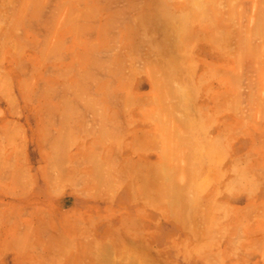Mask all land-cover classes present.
Wrapping results in <instances>:
<instances>
[{
    "label": "rangeland",
    "instance_id": "374dc122",
    "mask_svg": "<svg viewBox=\"0 0 264 264\" xmlns=\"http://www.w3.org/2000/svg\"><path fill=\"white\" fill-rule=\"evenodd\" d=\"M212 41L216 46L236 42L234 138L238 142L244 136L237 128L245 120L239 111H245L250 126L245 137L252 141L253 156L199 157V264H264V147L260 157L254 156L260 151L259 139H264V0H0V201L27 207L28 233L34 231L33 207L53 201L45 187L52 186V175L70 169L63 175L71 176L86 161L21 157L22 130L27 129L31 142L37 136L56 137L65 130L49 124L55 115L43 114L44 109L89 105L94 111L101 92L115 89L124 92L125 100L135 101L134 93L147 87V78L156 90L167 86L178 93L180 75L194 79L199 74V48ZM240 45H245L244 55ZM201 52L203 59L206 52ZM163 78L171 81L163 83ZM210 89L211 82L199 83L202 104H217ZM37 107L41 120L48 119L42 126L35 125ZM5 115L12 122L3 124ZM215 125L201 127L205 131ZM91 133L98 136V128ZM179 158L161 159L149 168L178 175ZM127 161L125 170L130 168ZM99 164L100 157H91L93 175ZM33 177L40 192L17 197L19 186L30 187ZM5 212L0 209V264H36L34 249L26 248L31 242L21 257L5 255Z\"/></svg>",
    "mask_w": 264,
    "mask_h": 264
},
{
    "label": "crops",
    "instance_id": "0c3cea01",
    "mask_svg": "<svg viewBox=\"0 0 264 264\" xmlns=\"http://www.w3.org/2000/svg\"><path fill=\"white\" fill-rule=\"evenodd\" d=\"M213 43L199 48V74L194 79L180 75L178 93L167 86L156 90L153 79L147 78V87L134 93L135 101L125 100L124 92L115 89L101 92L94 111L89 105L44 109L43 114L55 115L48 123L65 130L56 137L37 136L33 143L27 129L22 130L21 157H83L86 163L67 184L65 179L72 175L63 172L70 169L52 175V186L45 187L53 201L33 207L32 233L27 229V207L0 201V209L6 210L1 230L5 255L21 257L31 242L26 248L34 249L36 264H199V157L253 156L252 141L245 137L250 127L245 111H239L245 120L237 128L244 136L238 142L234 138L236 42ZM238 49L244 55L245 45ZM201 51L206 52L203 59ZM200 82H211L209 96L216 97L217 104H202ZM39 111L37 107L36 126L48 120H41ZM2 119L3 124L12 122L10 116ZM212 123L216 125L205 131L217 136L208 137L201 126ZM97 128L98 136H91ZM259 143L257 157L264 147L262 137ZM91 157H100L98 174L93 175ZM168 157H180L178 175L149 168ZM137 165L148 168L137 169ZM93 177L99 179L94 184ZM173 177L179 180L173 183ZM39 183L33 177L30 187L20 185L17 197L40 192ZM8 186L4 185V194Z\"/></svg>",
    "mask_w": 264,
    "mask_h": 264
}]
</instances>
